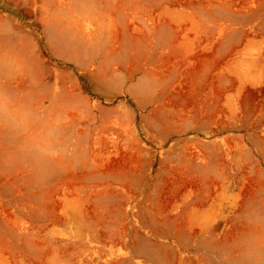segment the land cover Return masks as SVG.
<instances>
[{"label": "rangeland", "instance_id": "1", "mask_svg": "<svg viewBox=\"0 0 264 264\" xmlns=\"http://www.w3.org/2000/svg\"><path fill=\"white\" fill-rule=\"evenodd\" d=\"M4 52L24 65L4 86L66 123L40 167L0 146V264H237L264 0H0Z\"/></svg>", "mask_w": 264, "mask_h": 264}, {"label": "clouds", "instance_id": "2", "mask_svg": "<svg viewBox=\"0 0 264 264\" xmlns=\"http://www.w3.org/2000/svg\"><path fill=\"white\" fill-rule=\"evenodd\" d=\"M22 58L0 53V146H6L14 159L31 160L37 167L65 154L61 144L65 117L44 109L39 92H20L4 86L23 76ZM245 230L232 242L237 264H264V189L258 190L241 217Z\"/></svg>", "mask_w": 264, "mask_h": 264}, {"label": "bare ground", "instance_id": "3", "mask_svg": "<svg viewBox=\"0 0 264 264\" xmlns=\"http://www.w3.org/2000/svg\"><path fill=\"white\" fill-rule=\"evenodd\" d=\"M212 57V56H211ZM214 59V58H213ZM216 60V59H215ZM220 61V60H219ZM207 63V62H206ZM205 63V64H206ZM203 64V63H202ZM201 64V65H202ZM198 65V64H197ZM204 66H206V65H204ZM204 66H202V67H204ZM207 66H208V63H207ZM213 66V65H212ZM216 66V65H215ZM200 67V66H199ZM218 67V66H217ZM213 68H214V66H213ZM209 69V68H208ZM190 74H192V73H190ZM191 78H193V77H191ZM191 78H189V79H191ZM193 80V79H192ZM189 81V80H188ZM193 82V81H192ZM207 82V81H206ZM229 82V81H228ZM231 82V81H230ZM206 84H208V83H206ZM205 85V84H204ZM189 86V85H188ZM193 85H191V87H192ZM204 87H206V86H204ZM222 90V89H221ZM255 90V89H254ZM201 91V90H200ZM215 92H216V90H214ZM223 91V90H222ZM249 92V91H248ZM257 92V91H256ZM217 93V92H216ZM219 93V92H218ZM222 93V92H221ZM258 93V92H257ZM214 95H215V93H213ZM220 94V93H219ZM251 94V93H250ZM217 95V94H216ZM215 95V96H216ZM250 96V95H249ZM252 96V95H251ZM182 97H184V96H182ZM188 97H190V95L188 96ZM187 97V98H188ZM253 97V96H252ZM213 98H214V96H213ZM252 99V98H251ZM249 102V101H248ZM194 103V102H193ZM196 103V102H195ZM186 108V107H185ZM256 108V107H255ZM187 109V108H186ZM257 109V108H256ZM216 110V109H215ZM218 110V109H217ZM244 110V109H243ZM214 116V115H213ZM210 117V116H209ZM185 184V183H184Z\"/></svg>", "mask_w": 264, "mask_h": 264}]
</instances>
